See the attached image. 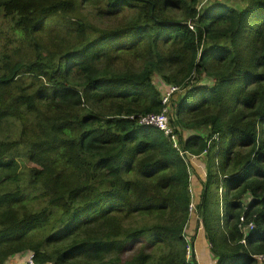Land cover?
Wrapping results in <instances>:
<instances>
[{"label": "trees", "instance_id": "16d2710c", "mask_svg": "<svg viewBox=\"0 0 264 264\" xmlns=\"http://www.w3.org/2000/svg\"><path fill=\"white\" fill-rule=\"evenodd\" d=\"M215 1L0 0L21 37L57 17L77 33L60 52L0 58V127L21 122L0 142V183L22 177L23 156L38 192L0 189V264L26 251L41 264H197L185 238L188 173L199 179L170 137L139 122L161 113L171 86L179 147L205 156L197 211L213 264H264V0ZM81 5L98 7L99 23L123 16L98 28L70 19ZM130 215L159 220L119 223Z\"/></svg>", "mask_w": 264, "mask_h": 264}, {"label": "rangeland", "instance_id": "374dc122", "mask_svg": "<svg viewBox=\"0 0 264 264\" xmlns=\"http://www.w3.org/2000/svg\"><path fill=\"white\" fill-rule=\"evenodd\" d=\"M212 0H200V3H206L210 4ZM238 0H216L215 2L226 4L225 2H228L230 4H235ZM240 2H243L242 0ZM201 8V7H200ZM237 8H241L240 6H237ZM98 7L96 6H79L72 14H70V19L76 20L77 18L85 19L88 23L97 26L98 28H108L117 26V21L122 19L123 13H116L115 17L111 18L112 24L108 23H99L97 17H96V11ZM175 17L179 20L183 18L181 13H176ZM192 28L191 25H189V28ZM76 27L74 25L67 26L65 24V21L62 19V17H57L56 20H54L51 24L46 25V27L42 30V33L40 35H37L38 33L31 32L30 34L25 35L21 37L19 34L20 31L14 29L13 22L9 17H6L3 15L2 12H0V58L4 57L3 54H7L12 60H21V61H27L32 60L34 57V52L36 51V48L43 47L46 50H52L57 52L62 51L64 48L69 47L73 45L77 38ZM43 48H39V50H45ZM28 78V77H27ZM28 80V79H26ZM29 81V80H28ZM158 81V79H157ZM27 86L25 88L32 89L31 86L26 84ZM21 88V82H18L15 84L10 90L13 91V93H17L19 89ZM181 92L179 91L177 94H173V96L170 100L166 102L167 107V114H168V123L170 125V114L173 113L172 111V105L173 102H175L178 97H180ZM25 117H30V112L25 111L24 113ZM171 126V125H170ZM17 127V129H16ZM20 130H21V122L20 118H10L7 121L3 123V125L0 127V142L3 144H8L12 141H16L20 136ZM173 130V129H172ZM200 130V129H199ZM198 130V131H199ZM205 132V131H202ZM167 138H169V135H166ZM171 142L173 147L178 151L179 155L182 154L181 149L179 147L178 141L176 137H174V140L171 138ZM183 150V149H182ZM184 151V150H183ZM185 152V151H184ZM187 153V152H186ZM189 154V153H188ZM190 155V154H189ZM190 155V161L191 163H188L190 168L194 171L195 175L198 177L199 180L194 181L192 179L193 172L188 173V180H189V187L188 191L190 194L191 202L193 203V206L195 207L196 212L195 213H189L188 211V218L190 220H193L194 224L196 222L195 227L192 226L193 235H188L190 230L186 229V241L190 244L189 251L191 254L195 255L194 252L198 250L197 240L198 237H202L204 233H202L203 230H199L200 233L196 234L197 229V223L196 220L197 216H199V213L197 211V205L199 203L200 199V193H201V187L202 182L201 178L204 176L205 173V156L204 154H200L199 156H195V159H193ZM185 161L186 158L184 157ZM18 160V168L17 172L19 174H22L20 179H15L14 181H3L0 183V189L5 192H15L17 193V187L24 188L25 192L22 194L23 197L25 196H32V195H38V192L35 189H32L29 185H27L28 182V176H27V163L26 159L22 156ZM195 164V165H194ZM189 168V169H190ZM191 170V169H190ZM198 183L200 184V189L196 190L198 187ZM219 194V192H218ZM45 203L42 199H37L35 201L29 202L30 210H37L44 206ZM218 211L220 212V215L222 214L221 206L218 205ZM198 219V218H197ZM159 218L154 215H136V216H126L123 217L122 220L119 221L120 224L123 226H135L140 225L144 223H154L157 222ZM194 227V229H193ZM198 232V231H197ZM142 245V244H140ZM138 247V246H137ZM165 248L163 246H144V252L148 254L153 250L154 253L157 254L159 251L158 248ZM188 246L185 248V254H186V261H190L188 253ZM207 248V247H206ZM201 250V249H200ZM133 252H129L126 254V257L131 256ZM22 257V258H17ZM196 258V257H195ZM31 259L34 264H41L35 262V256L34 253L31 251H26L22 254L14 255L8 258L6 261V264H26L27 261ZM197 261V260H196ZM81 260H77L76 263L80 264ZM44 264H54L53 262H47ZM198 264V262H197Z\"/></svg>", "mask_w": 264, "mask_h": 264}, {"label": "built area", "instance_id": "2783aa9c", "mask_svg": "<svg viewBox=\"0 0 264 264\" xmlns=\"http://www.w3.org/2000/svg\"><path fill=\"white\" fill-rule=\"evenodd\" d=\"M190 29H192V28L190 27ZM179 91L182 92V90L179 87H177V86H171L167 90V92L163 95V97H162L163 109H162L161 113H159V114H149V115H146V116L142 117L140 119V121H139L140 124L146 125V126L156 127L161 132H163L165 135H169L170 139L172 138L174 140V137H176V136H175L172 128L170 127V125L168 123V119H167L168 114H167L166 102L168 100H170ZM171 95H173V96H171ZM181 152H182V154L180 156H182L183 158L185 157L188 160V163H191V161H190V155L188 153L184 152L182 149H181ZM191 157L193 159H195V156H191ZM204 176H205V173H204ZM191 199H192V197H191ZM191 199H190V202H189V205H188V211H189L190 214L196 212L195 207L193 206V203L191 202ZM197 218H196V220L198 221V223H197V225H198L197 231H199V230L202 229V223H201V220L199 219L198 216H197ZM250 228H252L251 225H250ZM242 243H244V240L242 241ZM187 246H188L187 247L188 248V253L187 254L190 257V251H189L190 247H189V243H188ZM257 259L260 262L261 261L264 262V256H258ZM26 264H34V263L32 262L31 259H29Z\"/></svg>", "mask_w": 264, "mask_h": 264}, {"label": "crops", "instance_id": "0c3cea01", "mask_svg": "<svg viewBox=\"0 0 264 264\" xmlns=\"http://www.w3.org/2000/svg\"><path fill=\"white\" fill-rule=\"evenodd\" d=\"M197 187L198 188L196 190H199L200 189L199 183H198ZM195 225H196V222L194 224L193 220L188 221L187 228H186L187 230H190L188 235H193L192 226L195 227ZM194 227H193V229H194ZM198 233H200V231L197 232V229H196V234H198ZM202 233H203V231H202ZM196 243H197L199 248L197 251L194 252V254H195L194 257H196L198 264H213L214 260H213L212 254L210 252L209 245H208V243L204 237V234L201 238L198 237V240ZM17 258H22V257H17Z\"/></svg>", "mask_w": 264, "mask_h": 264}, {"label": "clouds", "instance_id": "9594fccd", "mask_svg": "<svg viewBox=\"0 0 264 264\" xmlns=\"http://www.w3.org/2000/svg\"><path fill=\"white\" fill-rule=\"evenodd\" d=\"M189 220H190V219H189ZM189 220H188V221H189ZM197 229H198V225H197ZM201 230H203V227H202V229H201Z\"/></svg>", "mask_w": 264, "mask_h": 264}]
</instances>
